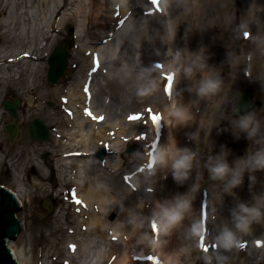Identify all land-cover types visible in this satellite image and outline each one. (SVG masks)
Wrapping results in <instances>:
<instances>
[{
  "label": "rangeland",
  "instance_id": "rangeland-1",
  "mask_svg": "<svg viewBox=\"0 0 264 264\" xmlns=\"http://www.w3.org/2000/svg\"><path fill=\"white\" fill-rule=\"evenodd\" d=\"M42 1L37 0V4L42 3ZM77 1L78 3L72 7V11L78 10L80 3H82L80 0ZM83 2L89 3L90 0H83ZM141 2L146 4L149 0H142ZM0 3H2V0H0ZM21 3L25 5L23 11L26 12L33 0H21ZM57 3L61 7L67 4V1L57 0ZM179 4L181 8L172 6V11L180 17L179 14H176L177 9L180 8L187 16L189 10L187 3L185 0H181ZM257 4L264 9V0H258ZM240 5L241 2L237 0H230L229 2L217 0L207 5L203 14H199L202 24L212 23L225 28L226 34L223 39L228 38L233 42L230 50H221L219 60L211 58L208 62L209 64L218 62L216 70L224 80L223 87L216 96L219 99H227V102L231 104L230 108L224 110L222 107L227 105L224 100L222 102L224 106L220 108L221 111L214 112L218 118H223L224 126L227 125V122L230 125L232 119L235 118L232 113V109L237 103L235 94L246 90H252V100L258 104L256 112H259L258 116L264 119V85L258 84L257 87L251 88L243 83L246 78L251 76V65L253 77L258 81H264V46L254 48V50H251L252 53L243 52V46L246 45L245 42L249 37L245 34L249 33L245 29L238 28L244 18V14L242 15L236 11L237 8L240 11ZM66 8L67 6L59 14H55L51 4L46 7L45 11L49 14L50 23L46 24L43 20L41 21V25H46L45 29L41 26L40 28L36 27L27 13H24L21 17V21L26 19L25 31H20L19 24H17L10 32H7L0 21V186L8 188L14 193L16 192L23 205L22 210L17 214L23 225L22 231L17 239L9 244L21 255L25 254L27 259L22 261V264H77L76 260H74V263L71 261L63 262L60 257L65 254L67 258L70 253H68L70 251L68 249L69 240L65 239L67 235L65 228L70 222L71 213L75 206L73 204V189L69 185H64L60 178L64 158L61 156L62 150L58 146L60 140L58 135L64 129L61 121H66L68 118L61 109L60 96L64 93H60L59 90L65 91L77 78L78 70L83 65L82 56L78 53V49H90L98 46L100 42L97 40V36H101L100 32H104L105 29L101 27V23L98 22L100 24L98 26L91 19H87V21L86 18L70 19V11ZM87 9L89 12L90 8ZM52 15L54 18H52ZM64 16L66 18L62 20ZM152 17L158 16L154 15ZM232 20L233 28H230ZM157 21V18L147 19V28L154 26ZM81 23L83 24L81 25ZM134 29L135 26L132 25L130 31ZM253 29L254 31L257 30L255 34H258L261 38L264 37V23L256 25ZM199 30L203 33L205 27L202 26ZM240 31L245 35L243 40L240 39ZM82 34L83 37L80 38ZM66 41H70L68 69L55 85L48 80L49 58L54 50ZM134 46L137 48L136 50L142 48L137 43ZM180 48L183 47L180 46ZM125 51L124 44L120 43L119 49L113 57V59H117L118 63L115 67L118 70L120 69L119 73H121L119 79V82L122 83L121 91L103 85L106 88L105 92L98 100L100 105H97V103L96 105L103 106L109 115L117 113L116 117L122 121V126L128 130L126 137L123 138L122 142H119L120 159L124 163V170L128 174L125 178L120 174L115 175L117 181L112 180L111 184L112 188L119 194L122 210L140 213L142 209H140L138 203L141 205L142 198L149 200L148 197H151L149 195L153 194V192L150 193L151 189L155 188V193L158 191V186L161 188V185L158 184L163 181L166 169H157L154 177H145L142 175L143 173L135 175L136 172H133L135 166L130 164V160L137 161L138 166H144L147 163V157L149 156L145 155L146 151L144 154L140 152L143 148H148L146 143L142 142L141 133L144 130L154 131L145 126L148 119L145 110L150 105H160L163 101H167L165 98L166 96L169 97V94L166 93L165 96L161 85H159L154 93L144 96L137 95L138 81L136 77L141 67H143L141 57L147 55L151 60L150 63H154V66L160 65V62H156L159 56L155 55L152 44L149 50L137 53L133 67H130L129 61H122ZM166 63L168 67L163 72L164 74H161V70L152 73L157 83L160 80L164 83L166 74L168 72L172 73L170 61ZM146 67L153 66L148 64ZM245 68L249 77L245 74ZM155 69L153 68V70ZM227 69L230 71L226 72ZM104 73L105 67L102 70L97 69L95 74L98 77L96 78L100 79ZM172 76L174 75L172 74ZM99 82L101 83V81ZM7 101L20 103L18 108L19 117L15 121L17 126L15 134H9L7 131V126L14 123L12 115L5 109V102ZM141 111H144V117H139L137 120L130 119V117L136 116ZM36 118H40L49 127L51 137L48 140H37L30 136L29 127ZM128 121H130L129 124ZM208 122L215 125L212 120H208ZM229 125L227 131H224V127L221 132L228 133L231 139L234 140L233 142H238L240 148L238 149L240 151L238 156L235 150L225 144H219V147L209 144L207 151L202 150V145L199 150L196 146V154L203 155V159L201 163L196 158L194 169L187 180V184L191 187L195 183L199 185V190L191 194L194 198L193 207H195L198 215L196 214L193 218L189 215L184 224L187 227L198 219L204 226L203 235L194 240L185 238L183 229L175 233L179 240H177L176 245L167 246L164 253L175 252L181 247H184L185 251L179 256L173 257L170 264H205V256L212 255L217 250L214 237L218 228L225 222L230 221V211L239 202H250L253 193L259 195L264 192V172L255 173L257 182L252 193L249 191L250 182L247 174L243 186L234 190L235 196L224 194L223 183L220 181L205 183L208 176L206 165L210 162V158H214L220 155L222 151L227 150L228 162L232 164L237 158L245 156L247 149L250 147V143L245 139L244 134H241L238 141L234 138L232 132L228 130ZM207 136L202 139V144L206 142ZM130 142L133 143L134 147L132 154L128 152ZM104 147L108 150L105 159L109 154L112 155L107 145L96 147L93 150V155L98 158L96 156L97 152ZM142 170L140 169V172ZM131 171L135 178L132 177ZM192 179H195L196 182H192ZM133 181L136 182L134 183L136 189L132 186ZM173 181L171 179L168 184H174ZM170 187L167 189L168 191ZM155 197H158V193L153 198ZM194 200H196V203H194ZM261 203L264 204V202ZM49 207H51V211H49ZM199 209L202 212H200V216ZM240 243L241 247L238 250L227 253L220 250L223 255L228 257L227 264H252L264 261V225L254 226L253 231L249 235L243 236ZM128 252L125 251L124 255H128ZM55 254L59 255V259ZM135 258H131L134 264H169L164 260L163 262H157L156 257L146 259L141 256L138 260ZM187 258H191V261L187 262ZM105 264H111V262L108 261Z\"/></svg>",
  "mask_w": 264,
  "mask_h": 264
},
{
  "label": "bare ground",
  "instance_id": "bare-ground-1",
  "mask_svg": "<svg viewBox=\"0 0 264 264\" xmlns=\"http://www.w3.org/2000/svg\"><path fill=\"white\" fill-rule=\"evenodd\" d=\"M66 1L67 4L60 7L57 0H43L42 3L38 4L37 0H33L26 12L23 11L25 5H22L21 0H2V3H0V21L7 32H10L17 24H19L20 31L26 30V19L21 21L24 13H27L29 19L33 20L36 27L40 28L41 26L45 29L46 25H41V21L43 20L46 24L50 23L49 14L45 11V8L49 7L50 4L55 14H59L67 6L66 9L70 11V19L79 20V18H86V21L91 19L93 23H101V27L105 29L104 32H100L101 36L96 35L97 40L100 42L98 46L90 49H78V53L82 56L83 65L78 70L77 78L65 91L59 90L60 93H64V95L60 96L61 109L68 118L66 121H61L64 129L58 135L60 139L58 146L62 150L61 156L64 158L60 178L64 185H69L73 189V204L75 206L71 213L70 222L65 228L67 232L65 239L69 240L68 249L70 251L68 253H70L67 258L65 254L60 257L63 262L71 261L74 263V260H76L77 264H105L108 261L111 264H134L131 258L136 257L135 259L138 260L142 256L146 259L156 257L155 260L157 262H163L164 260L170 264L173 257L170 256V253H164L167 247L159 248L155 245L148 247L139 242L141 233L145 231L152 234L155 240H159L161 238L159 231L158 233L153 231L151 224L129 223L127 218L130 210H127V212L122 210L119 194L112 188L111 181H117L115 175L120 174L125 178L126 174H128L124 170V163L120 159L119 143L126 137L128 130L122 126V121L116 117L117 113L109 115L103 106L99 107L97 105H100L98 100L106 89L103 85L120 91L122 89V83L119 82L121 77L120 69L118 70L115 67L118 61L113 59L120 43L124 44L126 49L122 61H129L130 67H133L137 53L149 50L152 44L155 52L159 49L161 53L156 62H160L162 67H157L154 66V63H150L151 60L147 55L141 57L143 67L147 68L146 66L151 64L153 68H156L153 70L154 72L161 70V74H164L163 72L168 67L166 62L171 61V57L164 56L168 46L161 44L160 40H155L151 36L154 35L156 30L163 34L161 24L165 20L172 19L174 24L178 26L176 40L172 45L173 49L181 46L187 49L188 52H194L203 46L208 50L212 59L219 60L221 50H230L233 42L228 38L226 40L223 39L226 34L225 28L212 23L202 24L199 17V14L204 13L207 5L217 0H185L189 9L187 16L185 12L180 10L181 6H179V3L181 0H159L158 7L153 5L151 0L146 2L147 5L141 2L142 0H90L89 3H84L83 0H80L82 3H80L79 9L74 11H72V7L78 1ZM226 1L229 2L230 0ZM237 1L241 2V5L239 7L240 11L238 8L236 11L242 15L244 14L243 22L246 20L251 23L256 17H264V9L257 4L258 0ZM172 6L180 7L177 9L178 12H176L180 17L174 14ZM88 7L90 8L89 12ZM154 15L158 17H152ZM52 18H54L53 15ZM65 18L66 16L62 17V20ZM154 18H157L158 21L155 22L154 26L147 28V19ZM232 23L233 20L230 23V28H233ZM260 24H253L250 30L245 28L249 33V37L245 42L246 45L243 46L244 53H252L251 50H254V48L264 46V37L261 38V36L255 34L257 30L255 29L254 31L253 29V27ZM132 25L135 26V29L130 31ZM202 26L205 27L203 33L199 30ZM81 37H83V34L80 35ZM136 43L140 44L142 48L136 50L137 48L134 46ZM215 48L216 50H214ZM244 62L245 59L243 60V66ZM247 62L246 59V64ZM209 65L216 69L218 62ZM104 67V75L97 79L96 77L98 76L95 74L97 69L102 70ZM246 68L245 74L249 77ZM250 68L251 76L246 78L243 83L251 88L257 87L256 85L258 84L264 85V81H258L253 77L252 65ZM172 74L175 76L173 72H168L164 78V83H162V80L157 83L158 87L161 85L165 96L167 95L165 91L167 86L166 77L172 76ZM199 79V74L193 80L181 78V87L180 84L178 86L180 87L179 99L182 103L191 105V110L195 117L194 121L187 127L175 128L170 123H166L165 120L170 101L173 98L176 77L171 96H166L165 98L167 101H163L160 105H150L145 110V114L148 117L145 126L154 132L144 130L141 133L142 142L146 143L148 148H143L140 152L144 154L146 151L145 155L149 157H147V163L144 166H138L137 161L130 160V164L135 166L133 168V172H136L135 175L143 173L142 175L145 177H154L152 174L155 167L154 153L159 145L167 144L170 138L175 140L179 148L187 147L194 152L196 146L199 150L202 145V150L207 151L209 144H213L216 147H219V144H225L235 150L237 156L239 155L238 142H233L234 140L231 139L228 133L221 132L224 127V129H227L229 122L224 126L223 118H218L214 114V112L221 111L220 108L224 106L222 104L224 100L227 103L226 106L222 107L224 110L230 108L231 104L227 102V99H219L216 95L201 99L197 97L194 91L189 92L188 89L194 88ZM143 112L141 111L136 116L144 117L145 114ZM153 116H159L160 120L154 123L152 120ZM208 120L214 121L215 125L210 124ZM129 123L130 121H128ZM229 126L228 130L232 132V124ZM217 130L219 131L217 132ZM194 133H198V138L189 140V135ZM206 136V142L202 144V139ZM101 145H107L112 153L105 160H99L93 155V150ZM202 159L203 155L198 154L197 160L202 163ZM140 169L143 170L140 172ZM135 175L132 177L135 178ZM165 176L161 184H158L161 185V188L158 186V191L149 195L151 196L148 197L150 201L142 198L141 205L143 207L140 206V209H142L141 214L143 216L148 217L151 215L156 200L170 199L177 193L184 194L190 191L191 186L187 184V181L183 185H178L173 181L174 184L170 185L168 183L173 178L171 174H167V170ZM191 181L196 182L195 179ZM134 183L136 182L133 181L132 186L136 189L137 187ZM169 186L171 187L168 191ZM156 193H158V197L153 198ZM16 195L19 197L17 193ZM194 203H196V200H194ZM200 212L201 210L199 209V216L202 213ZM196 214L198 215L195 207H193V214H190V217L193 218ZM177 240L179 238L174 233L169 240L168 246L176 245ZM10 247L18 264H22V261L27 259L25 254L21 255L13 246ZM125 251H129L128 255H124ZM56 256L59 259V255ZM190 261L191 258H187V262Z\"/></svg>",
  "mask_w": 264,
  "mask_h": 264
},
{
  "label": "clouds",
  "instance_id": "clouds-1",
  "mask_svg": "<svg viewBox=\"0 0 264 264\" xmlns=\"http://www.w3.org/2000/svg\"><path fill=\"white\" fill-rule=\"evenodd\" d=\"M255 23H264V17H256L251 23L241 22L238 28L250 30ZM161 25L163 34L156 30L151 38L158 39L161 44L168 46L164 56L171 57L170 70L176 77L173 98L170 101L165 120L166 123H170L175 128L187 127L194 121L195 117L191 105H186L179 99L180 89L178 86L181 78L193 80L197 74L200 75L195 87L188 89V91H194L197 97L201 99L218 94L223 87L224 80L220 73L209 65L208 62L211 57L205 47L201 46L198 51L194 52H188L185 48L173 49L172 45L176 40L178 26L174 24L172 19L165 20ZM155 55H161L159 49L156 50ZM152 72L153 67H141L136 77L138 81L137 95L144 96L157 91V80L153 78ZM239 112L240 108L235 104L232 109L235 117L231 121L232 135L238 141L241 134H244L245 139L249 141L250 147L247 149L245 156L237 158L230 164L227 159L228 151L224 150L220 155L210 158V162L206 165L209 178L213 181L222 182L224 194L230 196H235L234 190L243 186L246 174L250 182L249 191L252 193L257 182L255 173L264 172V119H261L258 116L259 112L256 111H245L242 115ZM224 131H227V129H224ZM197 138L198 133L189 135V140ZM196 158V152L187 147L179 148L175 140L170 138L167 144L159 145L156 149L153 156L155 167L152 174L155 175L157 169H166L167 174H171L178 185H183L190 178ZM198 190L199 185L195 183L187 193H177L170 199L162 201L156 200L151 215L148 217L143 216L141 212L130 211L127 218L129 223L155 224L159 228L161 236L159 240H155L152 234L145 231L141 233L139 242L148 247L155 245L159 248H166L173 234L178 233L181 229L185 233V238L195 240L202 236L204 226L198 219L187 227L184 224L189 215L193 214L191 194ZM154 191L155 188L151 189L150 193ZM261 202H264V192L259 195L253 193L250 202H239L230 211V221L222 224L214 237L217 250L212 255L205 256V264H227L228 257L223 255L222 252L227 253L238 250L241 247L240 242L243 236L249 235L254 226L264 225V204ZM138 206L143 207L139 203ZM184 251L185 248L181 247L170 253V256H179Z\"/></svg>",
  "mask_w": 264,
  "mask_h": 264
},
{
  "label": "water",
  "instance_id": "water-1",
  "mask_svg": "<svg viewBox=\"0 0 264 264\" xmlns=\"http://www.w3.org/2000/svg\"><path fill=\"white\" fill-rule=\"evenodd\" d=\"M240 39L243 40L245 35L242 31L239 32ZM69 45L70 41H66L57 47L51 57L49 58L48 80L52 84H57L59 80L65 75L69 65ZM230 70L227 69L226 72ZM236 106L240 108L239 114H244L245 111H256L258 104L252 100V93L250 91L237 92L235 94ZM19 102H5V109L10 112L14 119V123L7 126L9 134H15L17 126L15 121L18 120ZM29 134L33 139L48 140L51 137L49 127L40 119L36 118L29 127ZM107 148L100 149L96 156L100 160H104L107 154ZM128 152H134L133 143L130 142ZM217 182L209 178V173L205 179V183ZM23 208L19 197L10 189L0 186V264H18L14 253L9 246L11 241H15L21 233L23 225L17 218L18 212ZM51 211V207L48 208ZM252 264H264V261L254 262Z\"/></svg>",
  "mask_w": 264,
  "mask_h": 264
},
{
  "label": "snow or ice",
  "instance_id": "snow-or-ice-1",
  "mask_svg": "<svg viewBox=\"0 0 264 264\" xmlns=\"http://www.w3.org/2000/svg\"><path fill=\"white\" fill-rule=\"evenodd\" d=\"M151 3L153 5H157V7H158L159 0H151ZM245 35H248V34H245ZM157 67H162V65H157ZM166 80H167L168 83H167V86L165 88V91L169 94V96H171V92H172V88H173V83H174V76L169 75V76L166 77ZM85 91H87V89H85ZM130 119L131 120H137V119H139V117L132 116V117H130ZM152 120H153L154 123H156L157 121L160 120V117L159 116H153L152 117ZM151 227H152V230L153 231H155V232L158 233L159 229H158L157 225L152 224Z\"/></svg>",
  "mask_w": 264,
  "mask_h": 264
},
{
  "label": "flooded vegetation",
  "instance_id": "flooded-vegetation-1",
  "mask_svg": "<svg viewBox=\"0 0 264 264\" xmlns=\"http://www.w3.org/2000/svg\"><path fill=\"white\" fill-rule=\"evenodd\" d=\"M246 91H248V90H246ZM250 92L252 93V99H253V92H252V90Z\"/></svg>",
  "mask_w": 264,
  "mask_h": 264
}]
</instances>
